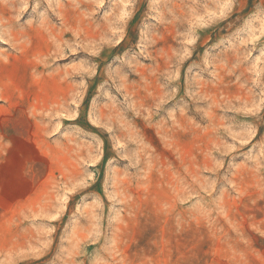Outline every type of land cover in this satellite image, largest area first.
I'll list each match as a JSON object with an SVG mask.
<instances>
[{"label":"rangeland","instance_id":"374dc122","mask_svg":"<svg viewBox=\"0 0 264 264\" xmlns=\"http://www.w3.org/2000/svg\"><path fill=\"white\" fill-rule=\"evenodd\" d=\"M0 264H264V0H0Z\"/></svg>","mask_w":264,"mask_h":264}]
</instances>
